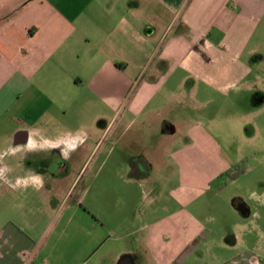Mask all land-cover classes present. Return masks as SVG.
Here are the masks:
<instances>
[{
	"label": "crops",
	"instance_id": "1",
	"mask_svg": "<svg viewBox=\"0 0 264 264\" xmlns=\"http://www.w3.org/2000/svg\"><path fill=\"white\" fill-rule=\"evenodd\" d=\"M263 19L264 0H0V264H186L200 251L263 264L246 246L247 223L222 241L217 215L198 211L228 192L236 161L216 141L218 119L194 113L239 87ZM40 196L86 209L71 231L62 216L74 261L56 259L48 240L58 216L38 236L18 212ZM108 202L130 211L104 219Z\"/></svg>",
	"mask_w": 264,
	"mask_h": 264
},
{
	"label": "rangeland",
	"instance_id": "2",
	"mask_svg": "<svg viewBox=\"0 0 264 264\" xmlns=\"http://www.w3.org/2000/svg\"><path fill=\"white\" fill-rule=\"evenodd\" d=\"M239 64L244 67L241 69H244L245 72L244 75L243 72L240 73L243 76H240L239 87L225 91L224 95L216 91L211 104L198 106L194 109V113L199 118L207 113L206 116L209 118L218 119L210 123L213 133L217 137L216 141L222 146L224 156L236 161L234 172L237 173L236 179L231 177L224 179L228 185V192L223 193L221 199L213 198L212 202L206 205L207 207L202 202L198 211L205 213L208 209L207 213L217 215L219 218L217 239L222 241L227 235H231V231L243 230L241 225L247 223L246 246L264 264V19L257 28L248 46V51ZM220 117L227 119L222 121ZM16 159L18 156H7L6 161L13 162ZM229 194L241 197L247 211L241 209L237 203L234 206L229 200ZM140 196L136 193L135 198L139 203L144 204L143 207H147L151 199H146L145 203L144 201L140 202ZM211 198L208 196L205 201L209 202ZM77 201L76 198H73L67 206L60 209L58 200H53V203H45L43 197L40 196L37 202H22L21 210L18 211L19 213L21 211L25 216H32L37 224L35 232L38 236L46 229L50 220L54 216H58L55 223L57 231L55 233L53 231L48 236V240L56 248L55 258L61 262L74 261L80 254H77L79 246L72 245L73 241L68 239L69 234L63 235L62 233L64 227L62 216L65 217V220L70 218L72 221L74 220L68 230L71 231L77 220L79 221L84 216V212H87L84 207L77 204ZM75 205L78 206L74 208ZM118 205L119 208L110 202L104 203L101 210L102 218L107 219L111 214L126 216L129 213L130 203L129 206L123 203ZM108 232L104 233L105 236L107 233L106 237L115 238L108 235ZM108 242V245L114 244V240ZM242 246L243 244L230 247L231 249H227L225 252L218 251V254L224 259L238 253L243 249ZM62 251H67L64 256ZM202 253L203 251H200L197 257L189 260L186 264H221L220 258L213 259L214 257L209 254H206L205 257L199 255Z\"/></svg>",
	"mask_w": 264,
	"mask_h": 264
},
{
	"label": "clouds",
	"instance_id": "3",
	"mask_svg": "<svg viewBox=\"0 0 264 264\" xmlns=\"http://www.w3.org/2000/svg\"><path fill=\"white\" fill-rule=\"evenodd\" d=\"M44 145L47 146L49 149L51 148H55V147H60V144L55 142V141H50V140H45L44 142ZM78 147V145L75 143V142H72L70 144H68L66 146V148H62L61 149V155L67 159L68 156H67V152L68 150H75L76 148ZM35 148V141L33 139H29V142L26 146V149L28 151H31ZM17 183L20 184V183H23L25 189L28 187V184H29V181L25 180V181H20V180H17ZM31 184L33 185V187L36 189V190H39L40 188L43 187V178L41 176H32L31 177Z\"/></svg>",
	"mask_w": 264,
	"mask_h": 264
},
{
	"label": "trees",
	"instance_id": "4",
	"mask_svg": "<svg viewBox=\"0 0 264 264\" xmlns=\"http://www.w3.org/2000/svg\"><path fill=\"white\" fill-rule=\"evenodd\" d=\"M225 176L227 177H231L232 179H236V176H237V173L233 172V173H226ZM197 244H194V246L188 248L183 254L182 256L179 258L180 261H183L186 259V257L193 251L194 247L196 246Z\"/></svg>",
	"mask_w": 264,
	"mask_h": 264
},
{
	"label": "flooded vegetation",
	"instance_id": "5",
	"mask_svg": "<svg viewBox=\"0 0 264 264\" xmlns=\"http://www.w3.org/2000/svg\"><path fill=\"white\" fill-rule=\"evenodd\" d=\"M238 205H239V207H240L241 209H243V208H244V206H243V203H242V202H239V203H238Z\"/></svg>",
	"mask_w": 264,
	"mask_h": 264
},
{
	"label": "water",
	"instance_id": "6",
	"mask_svg": "<svg viewBox=\"0 0 264 264\" xmlns=\"http://www.w3.org/2000/svg\"><path fill=\"white\" fill-rule=\"evenodd\" d=\"M122 264H131L129 261H125Z\"/></svg>",
	"mask_w": 264,
	"mask_h": 264
}]
</instances>
